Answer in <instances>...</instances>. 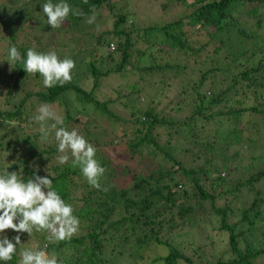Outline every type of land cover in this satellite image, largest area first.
<instances>
[{
	"label": "trees",
	"instance_id": "obj_1",
	"mask_svg": "<svg viewBox=\"0 0 264 264\" xmlns=\"http://www.w3.org/2000/svg\"><path fill=\"white\" fill-rule=\"evenodd\" d=\"M46 2L0 0V175L48 176L80 226L56 243L35 229L0 238L19 235L60 264H258L264 166L252 154L264 148V0H166L162 13L172 4L183 12L147 24L129 11L136 0H65L82 14L59 28L47 24ZM30 48L72 59L71 81L48 88L26 73ZM41 105L97 149L107 191L87 182L70 152L59 163L54 131L42 138L35 120ZM188 145L197 150L185 158ZM21 244L0 264H20Z\"/></svg>",
	"mask_w": 264,
	"mask_h": 264
},
{
	"label": "clouds",
	"instance_id": "obj_2",
	"mask_svg": "<svg viewBox=\"0 0 264 264\" xmlns=\"http://www.w3.org/2000/svg\"><path fill=\"white\" fill-rule=\"evenodd\" d=\"M87 2V0H85ZM42 11L47 17L51 28H59L70 13L81 15L79 10L73 11L72 6L60 0L44 3ZM95 21V14L87 23ZM24 61L26 73H40L45 87L61 86L72 79L75 62L70 58L60 59L56 52H37L30 48ZM21 60L18 49L13 45L8 51V62L14 64ZM35 120L40 122L42 138L46 139L50 132L55 133L58 141V157L61 164L69 160L68 152L73 158V166H79L87 182L96 189H102L100 178L105 168L95 159L97 149L89 143L76 129L69 131L63 126V119L48 105H41ZM52 120L51 125H46ZM52 180L48 176H35L24 182L16 172L0 175V233L11 229L17 233H27L33 230L46 231L48 242L56 243L70 239L80 226L79 218L74 215L73 207L66 203L59 193L53 189ZM46 189V191H45ZM107 191V188H103ZM14 243L7 237L0 238V261H10L16 253L17 245L21 244L20 236L14 238ZM20 264H60L56 253H48L46 249L33 250L26 248L21 252Z\"/></svg>",
	"mask_w": 264,
	"mask_h": 264
},
{
	"label": "rangeland",
	"instance_id": "obj_3",
	"mask_svg": "<svg viewBox=\"0 0 264 264\" xmlns=\"http://www.w3.org/2000/svg\"><path fill=\"white\" fill-rule=\"evenodd\" d=\"M130 1L131 0H129V2H127V3L131 4ZM165 1L166 0H136V3L133 4V7H132V5H130L129 11L132 14V17L134 18V21L136 23H139V21H141L143 24H147V23H150V22H154V20H157V19L158 20H166L168 18H172L174 16H177L178 14H180V13L183 12V10H184V7L183 6H181V7L180 6H174L172 4L171 7L167 9V11H165L164 13H162L161 12V9H160V5H161V3L165 2ZM122 4H123V2H122ZM52 110L55 112V109H52ZM189 112H190L189 110H185L184 112H182V116L189 114ZM173 113H175V112H173ZM245 126H247V125L245 124ZM230 127L231 126L230 125H227L226 122H224V124H222V125H218L217 123H215L213 121V129H220V130L223 129V130H227L228 131L230 129ZM204 130L205 131L206 130H210V128L205 127ZM252 134H251V136L254 138V141L259 140V137L254 136ZM245 136H247V135H245ZM173 145H175V144H173ZM188 146L190 148H194V149L191 152H187V153H184L183 152L182 154H184L185 158L192 157V152L195 151V149L197 150V148H195L194 146H190V145H188ZM183 147H185V146H182V144H180V143L176 144L175 145V150H176L175 153H177V152H180L181 153ZM2 154L5 156L4 151L2 152ZM252 155H253L254 159L257 157V159L259 158L261 160V162H262L260 166H258V165L256 166V169L257 168H260V167H263L264 166V148H260L259 147V148L255 149L253 151V154ZM155 162H156L155 160H153V163L150 162V167L151 166L154 167L155 166L154 165ZM146 165H149V164L146 163ZM150 167L149 166L148 167H143V169L147 170ZM221 175L223 176L224 173L222 172ZM259 188L264 191V178L261 180V182L259 184ZM230 222H231V218H230ZM200 240H202L201 237H200ZM35 246H36V244L33 245V248ZM28 247L29 246H28L27 243L21 244L20 245V248L21 249L19 251L20 252L19 255H21V252L24 249L28 248ZM209 249L210 248H208L207 246H205L203 248L204 252H207ZM50 252L53 253V251H50ZM113 254L116 255V251L115 250L113 251ZM107 255H110V250L109 249H107ZM124 261H125V263H123ZM126 261H128V260H120L118 262V264H122V263L123 264H133L131 262V260L128 261V262H126ZM257 261H258V264H264V257L260 258Z\"/></svg>",
	"mask_w": 264,
	"mask_h": 264
}]
</instances>
